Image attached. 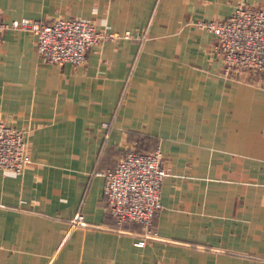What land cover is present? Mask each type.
I'll use <instances>...</instances> for the list:
<instances>
[{"label":"crops","instance_id":"crops-1","mask_svg":"<svg viewBox=\"0 0 264 264\" xmlns=\"http://www.w3.org/2000/svg\"><path fill=\"white\" fill-rule=\"evenodd\" d=\"M239 3L264 11V0H0L3 23L132 34L72 65L41 60L32 33L3 32L0 121L22 132L30 163L0 170V264H264V77L225 72L198 26ZM156 147L161 210L148 230L117 227L101 173Z\"/></svg>","mask_w":264,"mask_h":264},{"label":"built area","instance_id":"built-area-1","mask_svg":"<svg viewBox=\"0 0 264 264\" xmlns=\"http://www.w3.org/2000/svg\"><path fill=\"white\" fill-rule=\"evenodd\" d=\"M198 26L212 35L213 51L220 58L225 72L248 71L264 77V11L239 3L225 19L201 22ZM10 29L34 34L37 55L44 62L53 64L80 65L85 62L92 46L132 37L130 31L112 33L99 30L84 19L43 22L25 18L10 23L0 21V41L3 32ZM109 125L106 122L103 127ZM162 160L158 147L151 152L129 148L114 167L101 173L105 209L117 227L136 223L147 230L150 228L161 210V185L166 175ZM29 163L27 142L22 132L12 124L0 121V170L20 175ZM71 223L73 226L86 225L80 215ZM136 245H143V241Z\"/></svg>","mask_w":264,"mask_h":264},{"label":"trees","instance_id":"trees-1","mask_svg":"<svg viewBox=\"0 0 264 264\" xmlns=\"http://www.w3.org/2000/svg\"><path fill=\"white\" fill-rule=\"evenodd\" d=\"M136 149H137V148H136ZM137 150H138V151H143V150H139V149H137ZM153 150H154V149H153ZM153 150H152V151H153ZM145 152H151V151H145Z\"/></svg>","mask_w":264,"mask_h":264}]
</instances>
